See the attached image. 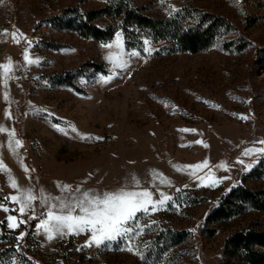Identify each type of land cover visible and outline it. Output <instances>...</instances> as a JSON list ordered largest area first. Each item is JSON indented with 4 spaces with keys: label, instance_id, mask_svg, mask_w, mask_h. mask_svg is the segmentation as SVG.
I'll list each match as a JSON object with an SVG mask.
<instances>
[{
    "label": "rangeland",
    "instance_id": "obj_1",
    "mask_svg": "<svg viewBox=\"0 0 264 264\" xmlns=\"http://www.w3.org/2000/svg\"><path fill=\"white\" fill-rule=\"evenodd\" d=\"M126 1L154 17L215 13L234 29L188 53L140 29L130 40L111 15L93 20L116 26L108 41L58 21L109 5L100 0H0V33L7 30L0 64L10 58L13 65L6 87L0 69V203L15 210H0V264H245L225 253L228 238L249 228L264 233V215L254 210L206 225L232 189L264 188V0ZM25 49L38 63L25 62ZM13 129L22 141H13L15 152ZM246 149L254 151L245 156ZM57 182L97 193L148 189L153 201L161 193L169 199L137 213L127 235L85 246L90 233L48 240L38 229L46 211L40 197L70 195ZM25 189L37 199L21 216L20 205L3 198ZM9 215L19 227H7Z\"/></svg>",
    "mask_w": 264,
    "mask_h": 264
},
{
    "label": "trees",
    "instance_id": "obj_2",
    "mask_svg": "<svg viewBox=\"0 0 264 264\" xmlns=\"http://www.w3.org/2000/svg\"><path fill=\"white\" fill-rule=\"evenodd\" d=\"M100 1L109 5L98 11L87 12V17L63 18L58 21L77 30L84 38L108 41L114 36L116 26L101 28L93 20L103 15H111L114 19L120 20L130 40L138 38L134 35L136 29H140L151 38L168 41L188 53L209 49L234 29L233 23L226 17L198 9H184L170 17H154L141 13L126 0ZM231 44L230 41L224 42L227 47ZM258 171L259 169H256L253 175ZM249 210L264 215V188L252 189L241 186L232 189L206 219V225L226 222ZM225 253L245 264H264V233L254 231L252 228L236 232L228 238Z\"/></svg>",
    "mask_w": 264,
    "mask_h": 264
},
{
    "label": "snow or ice",
    "instance_id": "obj_3",
    "mask_svg": "<svg viewBox=\"0 0 264 264\" xmlns=\"http://www.w3.org/2000/svg\"><path fill=\"white\" fill-rule=\"evenodd\" d=\"M0 34L7 35V30H2V33ZM11 35L15 42L19 43V40L16 39L17 34L12 33ZM105 46L111 47V45ZM24 60L27 64L38 63L37 60L30 59L27 49L24 50ZM12 68L13 65L10 58L7 63L0 64V69L3 70L5 87L7 86V80L13 78L12 75H10ZM4 98L7 100V93H5ZM5 115L6 118H10V113L6 112ZM241 118L243 119L246 117ZM5 131L6 129L3 126H0V132ZM7 135L9 137V148L15 152V149L12 148L13 141L17 147L22 146V141L15 139L14 129L8 132ZM82 138L92 139V137ZM95 139L103 138L96 137ZM258 143L264 144V141H259ZM253 151V149H246L244 155L247 156ZM258 151L264 153V149H259ZM206 166L207 161L184 167L202 168ZM25 171H28L26 167ZM57 186L61 188L63 192L70 193V195L51 196L50 194H47L40 197L43 204L46 206V211L42 213L43 218L39 223L38 229L43 230L48 240H52L56 236L80 235L86 232L90 233V238L86 241L85 246H92V244H95L99 247L106 242L115 241L118 238L127 235L133 230L129 225V222L134 221L137 218V213H147L149 210L155 211L157 204L163 206L169 199L168 196L161 193L162 198L158 201H153V194L148 189L134 191L121 188L115 192L97 193L91 190L81 191L80 186L73 189L71 185H62L59 182H57ZM139 186V180L133 177V187L138 188ZM10 187L18 192L20 191L19 185L15 182L14 178L11 177ZM41 192L43 193V190H41ZM77 193H79V195H77ZM3 199L5 201L19 204V215L22 216L25 214L26 210L32 209V202L35 201L37 197L33 194L31 189H25L20 195L9 196ZM0 210L5 213L15 211L14 209L10 210L3 203H0ZM15 220V216H7V227H19V223H13ZM23 222L24 221H20V223ZM23 235L24 233H21L18 238H22ZM128 250L131 251V248Z\"/></svg>",
    "mask_w": 264,
    "mask_h": 264
}]
</instances>
